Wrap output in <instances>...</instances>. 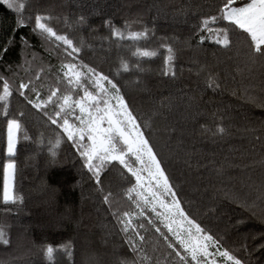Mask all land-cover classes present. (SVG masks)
<instances>
[{"label":"trees","instance_id":"16d2710c","mask_svg":"<svg viewBox=\"0 0 264 264\" xmlns=\"http://www.w3.org/2000/svg\"><path fill=\"white\" fill-rule=\"evenodd\" d=\"M221 6L222 0H0V93L4 80L12 91L7 115L0 101V227L9 240L0 241V264H174L154 229L140 230L146 237L140 251L128 243L132 231H122L123 213L138 211L127 193L135 178L114 163L97 184L76 144L48 119L59 100L41 110L28 103L34 92L20 96L19 85L31 82L41 100L54 89L58 97L79 99L83 89L68 84L73 70L62 68L68 64L85 74L81 83L93 94L81 65L117 84L190 217L243 264H264V59L251 55L238 30L225 49L202 29V19L219 15ZM37 15L50 17L44 22L81 51L69 57L59 42L34 30ZM114 29L125 37L150 34L133 41L114 36ZM166 46L173 48L175 77L163 74ZM137 48L157 55H134ZM9 119L21 124L13 159L14 193L23 200L15 204L3 202ZM58 132L62 143L53 156Z\"/></svg>","mask_w":264,"mask_h":264},{"label":"snow or ice","instance_id":"6c2138e0","mask_svg":"<svg viewBox=\"0 0 264 264\" xmlns=\"http://www.w3.org/2000/svg\"><path fill=\"white\" fill-rule=\"evenodd\" d=\"M237 0H222V6L218 9L219 15L204 17L201 27L214 37V43L227 49L232 45L230 33L239 31L248 42V51L256 59H264V0H250L243 6L235 7ZM8 7L13 5L8 3ZM19 7H23L20 5ZM50 17L37 15L35 17V29L39 30L49 40H55L63 46L69 57H74L81 51L76 47L72 39L66 35H58L57 32L44 21ZM218 21H227L228 25L223 28H213L210 25ZM83 23V21H81ZM112 34L119 39L133 41L147 39L149 30L129 32L127 37L118 29L112 30ZM206 37H201V41ZM168 55L165 58L164 75L175 77L172 61L174 52L171 46H166ZM134 55L149 57L156 56L155 51L136 49ZM87 79L96 88V93L90 92L81 83V76L75 72L76 65H63L62 68L73 70V75L68 79V84L83 89V95L73 100L71 95L58 97V89L51 91L46 100L40 99V92L31 87V82L19 85V94L25 97V89L34 92L36 100L28 99V103L36 109L43 110L54 98L59 100L57 110L48 119L52 125H58L67 140L76 144L80 150V156L84 158V165L95 178L97 184L101 183V173L110 165L118 164L126 169L131 177L135 178V184L127 189L128 198L133 201L138 211L124 212L120 218L122 231L128 234L131 230L134 235L129 236L128 243L133 251L143 249L146 237L140 234V230L154 229L159 238L169 249V256L175 257L174 264H219L218 258L224 260V264H243L228 249H224L219 238L209 230L201 227L194 218L182 207L181 201L170 183L169 176L162 167V161L154 151V146L141 130V124L133 114L120 88L107 75L97 72L87 65ZM127 71V64L123 65ZM64 75L69 74L66 71ZM2 79V78H0ZM105 82L109 87H105ZM218 87V85H217ZM12 95L9 83L3 81L0 101L3 103L4 114L7 115L8 98ZM27 99V97H25ZM114 102V103H113ZM79 115H76V111ZM47 115V113H45ZM70 117L78 121V126L70 122ZM58 120L62 123L58 124ZM21 129L17 119L7 121V157L9 162L3 166V202L4 204L22 202L23 198L12 194L15 181L16 164L13 157L16 155V133ZM224 132V128H218ZM56 144L50 151L55 156V149L62 143V134L57 133ZM24 138L27 139L25 133ZM85 141H87L85 143ZM103 191V189H101ZM135 194L133 198L132 194ZM104 202H109V195L104 196ZM149 213L151 215H149ZM137 217L144 218L146 222L135 223ZM162 226V227H161ZM166 229L167 231H163ZM5 233L0 227V241L7 245L9 240L4 238ZM138 237V241L137 238ZM70 246H65L66 250ZM53 247L46 246L45 253L49 260L52 259ZM70 255V253H69ZM144 261L149 257L143 256Z\"/></svg>","mask_w":264,"mask_h":264},{"label":"rangeland","instance_id":"374dc122","mask_svg":"<svg viewBox=\"0 0 264 264\" xmlns=\"http://www.w3.org/2000/svg\"><path fill=\"white\" fill-rule=\"evenodd\" d=\"M16 144H18V132L16 133ZM8 162H9V160L6 163H8ZM12 194L15 196V193H14V184H13V187H12ZM218 260H219V264H224V260L223 259L218 258ZM229 264H230V262H229Z\"/></svg>","mask_w":264,"mask_h":264},{"label":"clouds","instance_id":"9594fccd","mask_svg":"<svg viewBox=\"0 0 264 264\" xmlns=\"http://www.w3.org/2000/svg\"><path fill=\"white\" fill-rule=\"evenodd\" d=\"M57 139H58V137L56 136V137H54L53 139H52V141H51V143L54 145V144H56V141H57ZM61 145V144H60ZM60 145L57 147V148H59L60 147Z\"/></svg>","mask_w":264,"mask_h":264}]
</instances>
